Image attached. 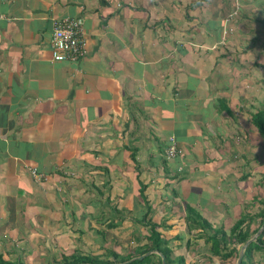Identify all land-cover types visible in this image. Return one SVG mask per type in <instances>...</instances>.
<instances>
[{
    "label": "crops",
    "instance_id": "obj_1",
    "mask_svg": "<svg viewBox=\"0 0 264 264\" xmlns=\"http://www.w3.org/2000/svg\"><path fill=\"white\" fill-rule=\"evenodd\" d=\"M239 5L225 21L233 0H0L2 259L128 254L149 232L142 184L173 256L213 264L198 235L264 209V0ZM63 18L84 28L75 64L52 59Z\"/></svg>",
    "mask_w": 264,
    "mask_h": 264
},
{
    "label": "trees",
    "instance_id": "obj_2",
    "mask_svg": "<svg viewBox=\"0 0 264 264\" xmlns=\"http://www.w3.org/2000/svg\"><path fill=\"white\" fill-rule=\"evenodd\" d=\"M264 67V65H262ZM264 81V80H263ZM252 122L257 130L264 135V101L261 109L252 115ZM140 196L145 199L146 213L142 220L139 222L149 227L148 235L145 238V244L139 245V252L137 254L128 253L126 255H118L116 252L111 250L103 251L101 256H82L79 254H72L70 256H63L62 260L55 264H153L151 260L156 258L161 263V257L154 253L144 257L143 259H137L147 252H158L164 256L166 264H186L185 257L177 255L173 256V251L169 247L168 242L163 239L162 234L158 231L159 226L155 223L148 221L147 216L149 212V205L146 203L144 196V185L140 184ZM187 222L188 228L193 229L194 226L201 228L202 230H211V225L202 217L196 214L195 210L187 207ZM255 217L260 218L259 225L254 229H250V223ZM264 221V209L260 210L254 215L244 214L242 215L229 230L219 227L214 229L210 233H201L198 238H203L206 244L210 247L208 252L212 257L218 258L220 261L218 264H234L232 259L237 258L239 248L243 246L261 227ZM115 225H108V228L114 227ZM189 242V241H188ZM189 245V243H187ZM129 249H131L129 247ZM256 252H264V229L260 232L256 241L250 243L243 255L240 264H256L253 261V255ZM110 260H109V259ZM0 264H20L6 261L0 257Z\"/></svg>",
    "mask_w": 264,
    "mask_h": 264
},
{
    "label": "built area",
    "instance_id": "obj_3",
    "mask_svg": "<svg viewBox=\"0 0 264 264\" xmlns=\"http://www.w3.org/2000/svg\"><path fill=\"white\" fill-rule=\"evenodd\" d=\"M233 1L234 6L225 21H230V19L237 16L240 10L239 0ZM232 32L231 28L223 30L222 44H225L226 38ZM50 46L53 61L74 64L79 62L86 54V41L82 22L74 18L54 20ZM179 155H181V150L171 140L164 152L165 159L173 160Z\"/></svg>",
    "mask_w": 264,
    "mask_h": 264
},
{
    "label": "rangeland",
    "instance_id": "obj_4",
    "mask_svg": "<svg viewBox=\"0 0 264 264\" xmlns=\"http://www.w3.org/2000/svg\"><path fill=\"white\" fill-rule=\"evenodd\" d=\"M223 33H222V38H221V44L223 43ZM227 43V38H226V41H225V44ZM224 45V44H223ZM262 136H263V138H264V135L262 134ZM236 219H228V220H226V224H225V226H226V228H228V224H231V223H234V221H235ZM254 220L255 219H253L252 221H251V223L250 224H252L253 222H254ZM259 225V224H258ZM257 225V226H258ZM108 229V228H107ZM107 229H105L106 230V232H107ZM135 236H137V237H139V235H135ZM137 241H138V239H136V238H134L133 239V243H136L137 244ZM240 249V248H239ZM139 250H140V248H139V246H136V245H134L133 246V249H127L125 252H127V253H132V254H137L138 252H139ZM206 251V250H205ZM188 251H181L180 250V252H179V256H184L186 253H187ZM192 252H195L194 250H192ZM199 254H200V257L202 256L203 257V253H206V252H204V251H202V250H200L199 252H198ZM208 253V252H207ZM209 255H210V253H208ZM119 255V254H118ZM138 258V257H137ZM236 259L237 258H235V259H232V262L233 263H235L236 262ZM153 261H154V259H152L151 260V263H153ZM253 261L254 262H256V264H264V252H256V253H254V255H253ZM220 261L218 260V258H216V257H214V259H213V264H218ZM146 264H149V263H146Z\"/></svg>",
    "mask_w": 264,
    "mask_h": 264
},
{
    "label": "water",
    "instance_id": "obj_5",
    "mask_svg": "<svg viewBox=\"0 0 264 264\" xmlns=\"http://www.w3.org/2000/svg\"><path fill=\"white\" fill-rule=\"evenodd\" d=\"M264 229V221H263V223H262V225H261V227L259 228V230L243 245V246H241L240 247V249H239V252H238V256H237V259H236V262L234 263V264H240L241 263V261H242V258H243V255H244V252H245V250H246V248H247V246L250 244V243H252V242H254V241H256V238L258 237V235L260 234V232L262 231ZM152 253H156V254H158L160 257H161V263L162 264H166L165 263V259H164V256L163 255H161L160 253H158V252H147V253H145V254H143L142 256H139L137 259H143L144 257H146V256H148V255H150V254H152Z\"/></svg>",
    "mask_w": 264,
    "mask_h": 264
}]
</instances>
